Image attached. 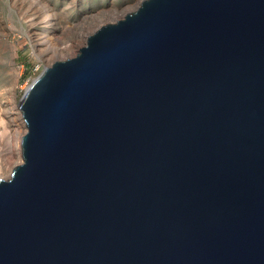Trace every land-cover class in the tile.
I'll return each instance as SVG.
<instances>
[{
  "label": "water",
  "instance_id": "95a60500",
  "mask_svg": "<svg viewBox=\"0 0 264 264\" xmlns=\"http://www.w3.org/2000/svg\"><path fill=\"white\" fill-rule=\"evenodd\" d=\"M18 107L0 264H264V0H143Z\"/></svg>",
  "mask_w": 264,
  "mask_h": 264
},
{
  "label": "rangeland",
  "instance_id": "374dc122",
  "mask_svg": "<svg viewBox=\"0 0 264 264\" xmlns=\"http://www.w3.org/2000/svg\"><path fill=\"white\" fill-rule=\"evenodd\" d=\"M142 1L0 0V179L8 180L22 163L26 128L18 105L30 84L55 61L75 57L98 28L123 19Z\"/></svg>",
  "mask_w": 264,
  "mask_h": 264
},
{
  "label": "bare ground",
  "instance_id": "6f19581e",
  "mask_svg": "<svg viewBox=\"0 0 264 264\" xmlns=\"http://www.w3.org/2000/svg\"><path fill=\"white\" fill-rule=\"evenodd\" d=\"M29 3H30V2H29ZM40 12H41V10H40ZM117 16H118V15H117ZM118 18H120V17H118ZM36 28H37V26H36ZM47 37H48V36H46V38H47ZM50 39H51V38H50ZM40 40H41V39H40ZM36 42H38V41H36ZM50 46H51V45H50ZM50 46H49V47H50ZM4 49H5V48H4ZM46 50H47V49H46ZM48 50H49V48H48ZM48 50H47V51H48ZM44 51H45V50H44ZM51 52H52V51H51ZM2 54H3V53H2L1 48H0V57L2 56ZM56 59H57V58H56ZM6 96H7V95H6ZM9 97H10V96H9ZM0 106H1V105H0ZM1 108H2V107H1ZM0 112H1V110H0ZM1 113H2V112H1ZM1 137H4V136H1ZM19 138H20V137H19ZM19 138H17V139H19ZM18 151H19V150H18ZM19 152H20V151H19ZM19 154H20V153H19ZM20 156H21V155H20ZM17 162H18V161H17ZM21 162H22V159H21V157H20V159H19V163H21ZM1 169H2V168H1V165H0V171H1Z\"/></svg>",
  "mask_w": 264,
  "mask_h": 264
}]
</instances>
